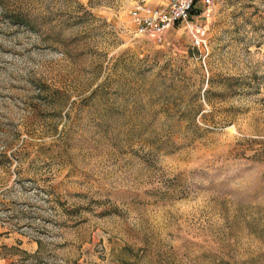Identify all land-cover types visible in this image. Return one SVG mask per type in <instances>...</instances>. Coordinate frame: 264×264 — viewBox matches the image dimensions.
<instances>
[{
	"label": "rangeland",
	"instance_id": "1",
	"mask_svg": "<svg viewBox=\"0 0 264 264\" xmlns=\"http://www.w3.org/2000/svg\"><path fill=\"white\" fill-rule=\"evenodd\" d=\"M158 1L0 0V264H264V0Z\"/></svg>",
	"mask_w": 264,
	"mask_h": 264
},
{
	"label": "built area",
	"instance_id": "2",
	"mask_svg": "<svg viewBox=\"0 0 264 264\" xmlns=\"http://www.w3.org/2000/svg\"><path fill=\"white\" fill-rule=\"evenodd\" d=\"M212 0H159L157 4L141 3L131 10L138 36H149L158 43L179 24H192L196 17L208 13Z\"/></svg>",
	"mask_w": 264,
	"mask_h": 264
}]
</instances>
